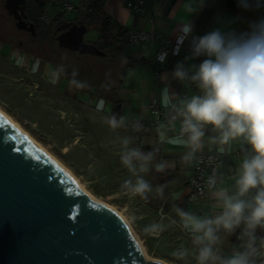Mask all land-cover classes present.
<instances>
[{"label": "clouds", "instance_id": "9594fccd", "mask_svg": "<svg viewBox=\"0 0 264 264\" xmlns=\"http://www.w3.org/2000/svg\"><path fill=\"white\" fill-rule=\"evenodd\" d=\"M204 5L205 0H199V7H190L189 12L192 14ZM259 6V0H238V7L244 10ZM218 23L219 27L202 36L194 35L190 20L179 25L173 54H178L186 41L190 54L177 62L171 72L161 75L164 87L159 104L164 111L161 120V114L153 110L152 130L157 143L151 145L152 150L144 151L142 146L135 145L138 135L117 136L111 141L118 148L120 164L130 173L120 185L123 194L145 201L153 193L164 199L167 187L153 185L145 177L175 167V161L158 158L160 145L186 149L180 157L183 165L202 162V156L197 154L203 152L206 144L216 145L220 153L230 150L233 141H242L250 148L240 163L234 192L216 187L223 184V177H218L216 171L208 177L207 185L213 189L211 195L215 200L213 208H218V212L197 215L172 204L174 217H161L168 220L167 225L153 222L143 228V233L153 238L175 226L188 236V244L181 242L174 247L166 264H264V17L250 21L243 31L231 28L230 22ZM167 57L168 53L162 50L156 60L164 64ZM199 58H203L200 63H191ZM63 71L62 67L55 70L51 82L56 83ZM77 75L74 70L72 76ZM170 80L181 83L185 92L170 91ZM71 84L78 89L87 87L75 78ZM148 110L147 106L142 108L143 112ZM103 123L114 132L149 131L143 117L129 121L125 116L112 114L104 117ZM207 129L213 135L206 139ZM130 219L134 221L136 217ZM238 229V242L225 251L227 239Z\"/></svg>", "mask_w": 264, "mask_h": 264}, {"label": "rangeland", "instance_id": "374dc122", "mask_svg": "<svg viewBox=\"0 0 264 264\" xmlns=\"http://www.w3.org/2000/svg\"><path fill=\"white\" fill-rule=\"evenodd\" d=\"M1 2L0 34L6 36L8 29L12 28L8 34L20 37L24 32L14 29L13 18L7 14ZM67 13V19H76V11ZM110 29L111 26L93 20L88 23L84 39L96 44L100 33ZM135 47L136 44L121 43V48L116 50V58L121 59L123 52L127 53L128 49L133 50ZM8 49L0 46V106L66 164L87 191L114 206L126 217L143 241L148 254L170 261L169 253L182 242L178 239L180 231L176 230V226L169 227L158 238L146 236L142 231L145 226L161 218L163 199L156 198L154 193L150 194L147 201L138 196L130 198L120 188L130 173L120 164L118 148L111 141L117 136L137 134L123 129L114 132L103 123L104 117L114 114V102L99 91L102 88L99 81L107 79L117 86L116 76L121 75L122 62L119 61L118 66L112 69L109 61L56 45L54 58L60 67L55 65L54 68L51 66V70L39 72L35 57L30 63L29 56L26 58L17 52L10 54ZM61 67L63 73L56 83H52V73ZM74 70L78 72L76 77L72 76ZM72 77L85 82L87 87L76 88L71 84ZM93 93L98 95V100ZM130 113L124 108L117 116L129 118ZM142 117L151 119L148 113ZM135 145L144 147V142L138 138ZM145 178L153 183L148 175ZM167 187L165 197L170 191L176 190V186ZM162 212H165V208ZM132 216L136 217L134 221L130 219ZM163 224L167 225L168 220L163 219Z\"/></svg>", "mask_w": 264, "mask_h": 264}, {"label": "water", "instance_id": "95a60500", "mask_svg": "<svg viewBox=\"0 0 264 264\" xmlns=\"http://www.w3.org/2000/svg\"><path fill=\"white\" fill-rule=\"evenodd\" d=\"M28 0H5L18 29L37 33ZM85 23L58 36L60 47L105 56L86 42ZM122 104L115 106L120 110ZM0 264H163L145 258L118 214L96 202L0 116Z\"/></svg>", "mask_w": 264, "mask_h": 264}, {"label": "crops", "instance_id": "0c3cea01", "mask_svg": "<svg viewBox=\"0 0 264 264\" xmlns=\"http://www.w3.org/2000/svg\"><path fill=\"white\" fill-rule=\"evenodd\" d=\"M2 1L3 3L1 2V4L4 5L5 0ZM41 2L43 4L42 11L47 10L50 12L53 15L52 20L59 19L62 16L67 18L68 13L63 12L61 7L54 5L51 0H41ZM143 2L145 11L140 12L128 7L124 0H74L77 6V9L74 11L77 13L76 18L79 17L81 20L87 13L88 5L91 3L98 4L101 13L110 16L112 20V35H116L119 31H121V34H125L124 37L117 34V39L113 37L112 41L115 44L114 46L120 49L121 47L119 46H121V43L136 44L135 49H128L127 53L123 52L124 56L118 59L122 62L124 67L123 71L120 73L121 81L118 84L117 94L118 97L123 100L121 109L123 110L126 108L131 112L128 118L129 121L140 119L144 114H150L151 119H145L146 117L143 118V123L149 131L137 134L141 142H144L143 150L150 151L146 149V146L152 148L151 145L157 143V135L155 131L152 130L154 128V116L150 106L153 99H156L159 103L160 92L164 84L161 77L160 82L155 79L153 68L147 66L146 58L153 56L159 47V43L155 42L153 45H149L143 42H130L125 36L132 31L154 30L163 37L172 38L176 36L179 25L186 23L188 20L194 24V33L201 36L219 27L220 24L218 20L230 22L229 26L231 28L243 31L248 28L250 21L259 19L260 10L259 7L244 10L238 7V4H233L229 0H205L204 7L191 14L189 8H198L199 0H143ZM79 19H77L78 23H85V20L82 19L80 21ZM123 38H125L124 41ZM0 46L2 48L1 43ZM14 52L19 53L16 50H10V54ZM187 55L189 54L183 53L180 57L173 60V62L164 64L157 63L153 66L160 69L162 75L165 71L171 72L175 64L179 61H183ZM26 58H28V56ZM29 59L30 63H32L34 57ZM137 59H142L144 63L135 62ZM202 59L203 58L193 60L191 63L198 64ZM38 69L42 71L46 69L51 70V66L45 64L38 66ZM170 91L183 94L185 88L178 81L170 80ZM192 91H195V89L193 88ZM96 99L98 100L97 97ZM144 106L148 107L149 110L147 112L142 111ZM169 135H172V133ZM211 135H213V133L210 129H207L206 139ZM244 147L249 146L242 141H233L230 150L220 153L216 145L209 146L206 144L205 150L211 148V151H218L221 154L224 179L223 184H219L217 188L225 187L230 194L235 191V180L238 176L240 163L244 156L250 153L249 148L247 153L242 155L240 150ZM160 148L161 151L158 158H163L167 161H175V167L167 170L165 173L151 172L148 176L155 184L176 186V190L172 192L168 191V195L166 197L164 196L165 199H163V204L160 207L161 217L162 214H164V216L173 215L174 217V213H171L172 204H176L184 210L193 212L197 215H211L213 212H218V208H213L215 204V200L211 195L213 189L205 190L202 195L195 199L189 198L191 189L188 186V178L192 164L183 165L180 163V157L184 154L186 149L169 144H162ZM166 203L168 206L165 207ZM164 208L165 212H162ZM158 222L163 223V220L160 218ZM176 230L180 231L178 226H176ZM238 233L239 229L237 230V234L227 239L224 245L225 251H227L231 245L238 242L236 240V235H238ZM178 239H181L180 241L185 244L189 242L188 236L181 231Z\"/></svg>", "mask_w": 264, "mask_h": 264}, {"label": "built area", "instance_id": "2783aa9c", "mask_svg": "<svg viewBox=\"0 0 264 264\" xmlns=\"http://www.w3.org/2000/svg\"><path fill=\"white\" fill-rule=\"evenodd\" d=\"M97 1V0H93ZM126 5L134 10L143 12L145 11L143 0H124ZM234 4H238V0H229ZM54 5L60 6L63 12H72L77 9L74 0H51ZM53 19V15L47 10H43L39 15V21L41 26H47ZM201 36L199 34H195ZM127 39L130 42H143L149 45H153L155 42L159 43L158 49L155 51L152 57L146 58V64L148 67L153 68L155 79L160 82L161 71L160 69L155 68L153 65L159 63L156 60V56L160 51H166L168 57L165 63L173 62V60L180 57L183 53L190 54L189 43L186 41L181 47L178 54H173V49L176 47V37L166 38L161 34L157 33L154 30H145V31H132L127 34ZM151 112L153 110L161 114V120L163 119V108L157 102L156 99L152 100L151 103ZM154 116V115H153ZM198 157L202 156V162L192 163L191 171L188 178V186L191 189L189 195L190 199H195L196 197L202 195L205 190L210 188L207 185V179L212 174L213 171H216L218 177L222 176L224 179V174L222 171V159L221 154L218 151L203 150L202 153L197 154ZM214 158L210 160L209 158ZM219 184H217L218 186ZM216 186V187H217ZM164 215V214H162Z\"/></svg>", "mask_w": 264, "mask_h": 264}, {"label": "trees", "instance_id": "16d2710c", "mask_svg": "<svg viewBox=\"0 0 264 264\" xmlns=\"http://www.w3.org/2000/svg\"><path fill=\"white\" fill-rule=\"evenodd\" d=\"M33 2V9L35 11V13H37V15H39L40 12H42V2L41 0H32ZM254 2V0H253ZM234 4V3H233ZM259 10H260V14H259V18L264 17V0H259ZM77 19H67L65 17H60L59 19H55L52 20L47 26L45 30H42L40 33L38 32V38L40 39L38 44L40 45V49L42 51H39L38 54L40 56H44V55H49L52 56L55 52H57L56 50V45L59 48H63L59 46L58 43V39L57 36L65 31L66 29H68L72 24L77 22ZM83 20H85V23L88 26V23H92L93 20L95 21H100L103 22L105 25H109L112 27V20L110 18V16L106 15V14H102L101 10L99 8V5L96 3H91L90 5H88L87 7V13L85 15V19L84 17L82 18ZM36 24V27L39 28V18L36 19V21H33ZM110 31L108 32H101L99 37L97 38L96 45L104 50L106 52L105 56H97L99 57V60H106L109 61L112 69L118 66L119 60L118 58H116V50L118 47L114 46L115 44L113 43V37L114 39H117V34H120V36L124 37L125 34H121V31H119L116 35H112V32ZM127 38V36H125ZM125 38H123L124 41ZM121 47V46H119ZM66 49V48H65ZM44 50V51H43ZM95 56V55H93ZM135 62H143L142 59L140 60H135ZM144 63V62H143ZM123 65L121 66V71H123ZM117 78V83L119 84L121 81V76H116ZM73 79V77L71 78V80ZM99 83H101V90L102 91V95L107 98V99H112L114 102V106H113V110L112 112L116 115L120 114V112L122 111V109L120 110H116L115 106L118 103H123V100L121 98L118 97V95H116V90L118 88V85L115 86V84L113 85V83L110 80H102L99 81ZM94 94V93H93ZM97 98L98 95L94 94ZM146 149L148 150H152L151 147L146 146ZM249 147H244L240 150V153L243 155L245 153H247ZM168 206V204H165V207Z\"/></svg>", "mask_w": 264, "mask_h": 264}, {"label": "flooded vegetation", "instance_id": "af4514ba", "mask_svg": "<svg viewBox=\"0 0 264 264\" xmlns=\"http://www.w3.org/2000/svg\"><path fill=\"white\" fill-rule=\"evenodd\" d=\"M25 13L28 15V21L29 22H33L34 20L36 21L37 18H39V15H37V13H35L34 9H33V2L32 0H28L27 2V8L25 9ZM7 14L13 18V27L16 30H20L22 32H24L22 35H20V37L15 38L12 37V35L8 34V32H12V28H9L7 31V35L3 36L0 34V43L2 44V48H6L8 47V50H16L18 51L22 56L27 57L29 56V58L35 57V59L37 60V62L39 63L38 66H42L45 64H48L49 66H52L54 68V66H58V63L55 61V54L56 52L52 55H44V56H40L38 54L39 51H42L40 49V45L38 44L39 42V38L37 37L38 32L40 33L42 30L46 29V26H41L40 22H39V28H37V33L35 35H33V33L31 31H28L26 29H18L15 26L16 23V19L14 18V16L12 14H10L7 11ZM44 51V50H43ZM9 55V54H7ZM38 71L40 72V70L38 69Z\"/></svg>", "mask_w": 264, "mask_h": 264}, {"label": "bare ground", "instance_id": "6f19581e", "mask_svg": "<svg viewBox=\"0 0 264 264\" xmlns=\"http://www.w3.org/2000/svg\"><path fill=\"white\" fill-rule=\"evenodd\" d=\"M0 116L3 117L8 123H10L18 132L22 133L49 160H51L60 169H62L74 181V183H76L82 190H84L91 198L106 205L107 207L112 209L116 214H118L121 220L126 225V227L131 232L137 244H139L142 251L145 253V256H146L145 258L150 259V260L159 261V262H162L163 264H166L167 261H164L163 259L151 256L150 254H148L143 241L138 236L137 232L132 228L131 224L129 223L128 219H126V217H124L114 206L106 203L103 200H100L99 198H96L89 191H87V189L84 187V184L79 180V178L73 173V171L66 164H64L59 158H57L42 142L37 140L27 129H25L22 126V124L19 121H17L14 117H12L1 106H0Z\"/></svg>", "mask_w": 264, "mask_h": 264}]
</instances>
